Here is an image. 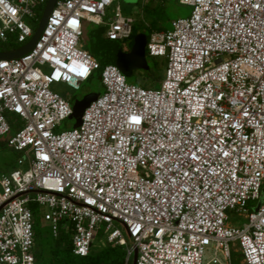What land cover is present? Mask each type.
<instances>
[{"label": "built area", "instance_id": "2783aa9c", "mask_svg": "<svg viewBox=\"0 0 264 264\" xmlns=\"http://www.w3.org/2000/svg\"><path fill=\"white\" fill-rule=\"evenodd\" d=\"M118 1L58 0L34 48L0 60V136L9 114L22 123L9 141L16 166L0 174V264H36L33 204L77 256L118 245L125 264L135 253L136 264H203L213 249L208 264H232L234 249L264 264V0H175L191 16L147 47L166 63L160 89L79 48L85 24L131 37L119 5L108 17ZM47 2L0 0V47L25 46ZM99 70L104 93L57 133L73 107L52 86L79 89Z\"/></svg>", "mask_w": 264, "mask_h": 264}, {"label": "rangeland", "instance_id": "374dc122", "mask_svg": "<svg viewBox=\"0 0 264 264\" xmlns=\"http://www.w3.org/2000/svg\"><path fill=\"white\" fill-rule=\"evenodd\" d=\"M155 3L156 2L152 4L150 0H119L118 3H115L108 10V17H112L114 15L116 7L119 5L122 14L126 17L133 18L135 21L134 24H136V26L138 27H140L141 24H148L150 23V21H155L158 26L163 27L167 30H171L173 21L179 18H188L191 16L193 11V7L190 5H182L175 0H169L164 3L162 8L154 12L151 10V8L154 6L156 7ZM100 27L105 26L87 24V35L82 38L79 47L80 49L93 52V56L98 61L108 60L107 62L109 64L106 65H110V59L113 56L112 54L116 45L119 47H123V50L127 49L126 53H130L134 45L135 38L132 41H117L115 42V45L109 44L107 46V44L103 41L105 36H98V29H100ZM18 47L21 48L22 45H18ZM146 61L149 70L148 68L134 70L130 77H126L127 81L129 84H133L135 86L160 89L162 81L166 74L165 60H163L162 58H152L149 55H146ZM163 62L164 65L162 66ZM97 74L91 80L82 83L79 89H73L66 84L58 83L52 86V90L68 100L73 108L76 103H79L78 106H80L81 108H86L89 105L90 101L94 100L98 95L103 94L105 90L104 87L100 84V80L97 78ZM82 115V111L78 109L76 111L75 117H71L70 119L62 122L61 125L57 127L56 132L60 133L79 127ZM13 136L14 133L12 132L0 136V174L6 173L12 162H16V159L19 156V153L9 147V141ZM38 208L40 215V238L44 251V260L37 264H50L48 246L53 243L54 239L51 235L50 223L45 221L42 216V211L47 212L49 211V209L45 207L42 210V208L39 206ZM229 215L230 219L228 224L230 226L237 225L241 227L247 222L243 217H237L236 215H234V213H229ZM119 228L127 238L123 227ZM214 252L215 251L213 249L206 251L203 259V264H208L210 262V260L214 257ZM219 257L222 259L221 254H219ZM231 263L242 264L241 254L239 252H235L234 249L232 250ZM131 264H133V259Z\"/></svg>", "mask_w": 264, "mask_h": 264}, {"label": "trees", "instance_id": "16d2710c", "mask_svg": "<svg viewBox=\"0 0 264 264\" xmlns=\"http://www.w3.org/2000/svg\"><path fill=\"white\" fill-rule=\"evenodd\" d=\"M150 1L152 2V4L154 2H156L155 3L156 7L154 6L151 8L152 11L156 12L157 10H159L160 8L163 7V5L166 1H169V0H150ZM149 11H150V9H149ZM41 17H42V12H40L38 14L39 21H40ZM86 26H87V24L84 25V36L83 37H85L87 35ZM106 30H107L106 27H100V29H98V36H100V37L105 36ZM166 30L167 29L158 26L155 21H150V23H148V24H141L140 27H138V26H136V24H134L133 30H132V35L127 40L132 41L137 36L143 34L146 38V41H147L146 55H149L147 47H148V43L150 41V37H151L152 33L162 32V31H166ZM103 41H104V43L107 44V46L109 44L115 45V42H117V41L108 40L105 37H104ZM121 48L123 50V47H121ZM0 49L3 51H7V50H12V49H14V50L19 49V47H18L17 43H10V45L1 46ZM123 51L126 52L127 49H125ZM89 52L92 55H94L93 52H91V51H89ZM107 61L99 60L101 68H103L106 64H109ZM163 65H164V62L162 63V66ZM160 66H159V68H160ZM148 70H149V68H148ZM96 74H97V78L100 80V84L103 86L102 80H101V70L95 72L89 80L94 78L96 76ZM100 95H98L97 97H99ZM90 103H91V101H90ZM78 105H79V103H76L74 106H78ZM9 119H10L11 124H12L11 132L15 133L17 131V129L20 126H22V123L20 122L19 118L14 114H9ZM19 156H20V154H19ZM19 156L17 157V159L19 158ZM17 159H16V161H17ZM15 166H16V162L14 161L10 165L7 172H10L12 169L15 168ZM31 208H32L34 216H35V222H34V232H35L34 256H35L36 264H37V263H40L41 261L44 260V251H43L42 242H41V238H40L39 208L36 204H33L31 206ZM53 239H54L53 243L48 246V251H49V256H50V258H49L50 264H125V261H126L127 252L123 246H118V245L106 246V247L94 250L91 254L83 257V256H77L73 253L72 243H71V239H70L69 234L62 232V233H60L58 238H56V239L53 238Z\"/></svg>", "mask_w": 264, "mask_h": 264}, {"label": "water", "instance_id": "95a60500", "mask_svg": "<svg viewBox=\"0 0 264 264\" xmlns=\"http://www.w3.org/2000/svg\"><path fill=\"white\" fill-rule=\"evenodd\" d=\"M57 1L58 0H48L44 12L42 14L40 23L31 40L20 49L9 52H0V60H12V59L20 58L28 54L34 48L36 42L38 41L40 35L42 34L45 28L48 17L53 11ZM116 46L114 47V51L112 54L113 56L110 59V65L116 66L125 77H130L134 70L148 68L146 61L147 41L144 35H139L135 38L134 45L130 53H126L122 50L121 47L119 46L116 47ZM78 109L82 111V114L85 110V108H81L80 106H74L73 114L71 117H75L76 111ZM136 261H137V253H135L134 255L133 264H136Z\"/></svg>", "mask_w": 264, "mask_h": 264}, {"label": "snow or ice", "instance_id": "6c2138e0", "mask_svg": "<svg viewBox=\"0 0 264 264\" xmlns=\"http://www.w3.org/2000/svg\"><path fill=\"white\" fill-rule=\"evenodd\" d=\"M132 120H133L134 123H139V122H140V121H139V118H137V117H135V116L132 117Z\"/></svg>", "mask_w": 264, "mask_h": 264}, {"label": "crops", "instance_id": "0c3cea01", "mask_svg": "<svg viewBox=\"0 0 264 264\" xmlns=\"http://www.w3.org/2000/svg\"><path fill=\"white\" fill-rule=\"evenodd\" d=\"M86 25V24H85Z\"/></svg>", "mask_w": 264, "mask_h": 264}]
</instances>
